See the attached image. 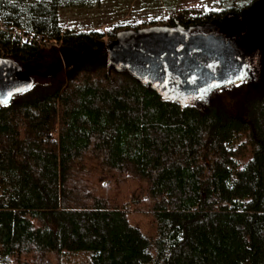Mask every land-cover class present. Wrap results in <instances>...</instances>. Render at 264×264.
I'll return each instance as SVG.
<instances>
[{
    "label": "trees",
    "instance_id": "1",
    "mask_svg": "<svg viewBox=\"0 0 264 264\" xmlns=\"http://www.w3.org/2000/svg\"><path fill=\"white\" fill-rule=\"evenodd\" d=\"M100 3L0 0V56L32 71L0 102V264H69L76 251L84 264H264V0L37 31L41 10ZM144 25L223 43L253 68L217 54L205 83L173 95L188 93L182 78L140 64L130 45L107 47Z\"/></svg>",
    "mask_w": 264,
    "mask_h": 264
},
{
    "label": "rangeland",
    "instance_id": "2",
    "mask_svg": "<svg viewBox=\"0 0 264 264\" xmlns=\"http://www.w3.org/2000/svg\"><path fill=\"white\" fill-rule=\"evenodd\" d=\"M158 9L150 8L145 0H101L99 5L92 8H59L51 10H41L37 15V31L42 35L55 36L58 29L73 28L81 29H97V30H114L118 25H125L132 21L148 20L152 17H165L166 15L182 9L184 7L191 8L195 12L209 11L220 7L221 0H179L175 6L165 4V1H159ZM149 27L147 25H144ZM124 28V27H123ZM109 36L106 34L104 39L107 40ZM261 33L257 30L255 32V42L259 41ZM254 42V41H253ZM253 44H257V43ZM114 52L119 51V48H113ZM236 55V54H235ZM244 55V54H243ZM117 54H115V57ZM242 58V65L244 69L248 68L250 71L253 68L252 59L250 55ZM217 63V62H214ZM206 70L218 69L217 64H208ZM184 82V81H183ZM183 86V85H182ZM184 88V87H183ZM186 96L182 91L174 90L172 94L187 97L190 96L189 91ZM202 89V88H201ZM86 253L84 251H76L72 253L69 264H84L86 261Z\"/></svg>",
    "mask_w": 264,
    "mask_h": 264
},
{
    "label": "water",
    "instance_id": "3",
    "mask_svg": "<svg viewBox=\"0 0 264 264\" xmlns=\"http://www.w3.org/2000/svg\"><path fill=\"white\" fill-rule=\"evenodd\" d=\"M171 34L173 35L175 34V32L171 27L167 26H149L141 27L137 30H126L124 32H120L115 40L108 42L107 47L113 46V48H116L120 45H130L131 47L135 48L134 51L138 54H142L141 52L143 51L144 57H142L143 59L141 60L140 64H142V62L144 64L149 60L151 64H160V70L165 72L166 69L162 65L163 62L161 63L159 61H156L159 60L157 58L158 56H164L166 57V59H168L170 55L171 59H173V62L176 63H178L179 61V55L181 56V52H185V57L187 56L189 58H192L190 57L188 48L193 47V44L188 42L186 44H183V50H177L175 47L176 44L172 43V39L168 40V38H171ZM203 40L211 45V43L206 39ZM173 41L175 40L173 39ZM218 44V47L228 53L229 58L235 60L238 59L236 55L232 54L230 48L227 45H223V43ZM200 46L203 47L202 45ZM207 50L205 52L210 51ZM222 54L224 58V53ZM188 62L189 67L187 69L194 68V66L190 64L191 61L189 60ZM168 66L172 72L177 71V69H174V67H172L173 65L171 66L170 63L168 64ZM199 67H201V64ZM227 67H229V69H234L232 66L230 67L228 63ZM242 68L243 65H240V68H238L237 71L240 72ZM31 73L32 71L23 70L11 59L0 56V102L9 101L15 92L28 88L32 83V77L30 75ZM157 73H159L158 70Z\"/></svg>",
    "mask_w": 264,
    "mask_h": 264
},
{
    "label": "flooded vegetation",
    "instance_id": "4",
    "mask_svg": "<svg viewBox=\"0 0 264 264\" xmlns=\"http://www.w3.org/2000/svg\"><path fill=\"white\" fill-rule=\"evenodd\" d=\"M175 34H171V38H168V40L172 39V43L176 44V49L177 50H183V44H186L185 41H183L177 34L176 31H174ZM175 36V38H174ZM173 39L175 41H173ZM199 40V41H198ZM195 42L198 44L200 43V45H202L203 47H205L206 49H200L198 46L196 47L195 44H193V47H191V52H190V57L192 58H189V57H185V52H181V56L179 55V61L178 63L176 62H173V59H171V56L169 55L168 59H166V57L164 56H158L157 58L159 60H156V61H159V62H163V66L165 67V69H167L168 73H170V76H163L162 73V76L164 78H172L173 80L174 79H178V78H182L184 79V84H187L188 86H185L186 87V90H193L194 89V86L193 85H199L201 82L202 83H205L206 82V76L205 75V69H203V67L206 68V65L208 64H217V63H214V62H218V57L216 56L217 54H221V53H224V58L227 60V63L228 65L231 67H233L234 69H238L240 68V65H242V61L239 60V59H231L229 58V55L228 53L221 49L220 47H218V43L214 44V43H211V45L206 42L205 40L203 39H195ZM189 49V48H188ZM210 50L209 52H205L206 50ZM207 50V51H208ZM217 50L219 53H214L213 51ZM187 55V54H186ZM191 61L190 64H198V61L199 63L201 64V67H195V68H191V69H187L189 67V60ZM162 60V61H161ZM198 60V61H197ZM193 62V63H192ZM171 64L172 67H174V69L176 68L177 71L176 72H172L170 69H169V66L168 64ZM200 66V65H198ZM191 72H194V73H191ZM211 72H213L211 70ZM214 73V72H213ZM151 76L157 74V73H149ZM159 74V73H158Z\"/></svg>",
    "mask_w": 264,
    "mask_h": 264
},
{
    "label": "built area",
    "instance_id": "5",
    "mask_svg": "<svg viewBox=\"0 0 264 264\" xmlns=\"http://www.w3.org/2000/svg\"><path fill=\"white\" fill-rule=\"evenodd\" d=\"M16 33L20 34L23 39H27L28 41L44 43L45 45L49 43L57 44V40L54 38L49 39V38H46L40 35H35V34L24 35L20 29H16Z\"/></svg>",
    "mask_w": 264,
    "mask_h": 264
},
{
    "label": "crops",
    "instance_id": "6",
    "mask_svg": "<svg viewBox=\"0 0 264 264\" xmlns=\"http://www.w3.org/2000/svg\"><path fill=\"white\" fill-rule=\"evenodd\" d=\"M161 1H165L166 2L165 4H168L170 7L175 6L179 2V0H161Z\"/></svg>",
    "mask_w": 264,
    "mask_h": 264
}]
</instances>
